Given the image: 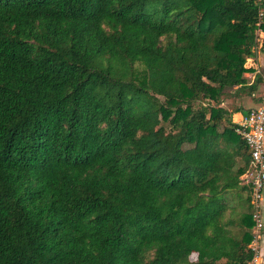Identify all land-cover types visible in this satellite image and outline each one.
<instances>
[{"label": "trees", "instance_id": "16d2710c", "mask_svg": "<svg viewBox=\"0 0 264 264\" xmlns=\"http://www.w3.org/2000/svg\"><path fill=\"white\" fill-rule=\"evenodd\" d=\"M259 29L264 0H0V264H250L222 103Z\"/></svg>", "mask_w": 264, "mask_h": 264}, {"label": "built area", "instance_id": "2783aa9c", "mask_svg": "<svg viewBox=\"0 0 264 264\" xmlns=\"http://www.w3.org/2000/svg\"><path fill=\"white\" fill-rule=\"evenodd\" d=\"M235 133L244 141L249 154V164L240 176V183L250 187L249 203L252 207L251 218L253 220V239L250 247L255 250L253 242L259 230L262 229L260 211L264 190V98L236 122Z\"/></svg>", "mask_w": 264, "mask_h": 264}, {"label": "crops", "instance_id": "0c3cea01", "mask_svg": "<svg viewBox=\"0 0 264 264\" xmlns=\"http://www.w3.org/2000/svg\"><path fill=\"white\" fill-rule=\"evenodd\" d=\"M257 36L260 38L262 35L264 36V31L258 30ZM262 39V38H261ZM261 51H257V54L255 53V56L253 58V63L260 69L264 67V48L260 49ZM257 98L250 99L252 100L250 104L246 107H240L241 109L238 112L231 114V120L233 122H238L243 114H245L250 108H253L258 105V103L264 98V77L262 79V82L257 86V89L255 93L253 94ZM261 220H262V229L259 230L257 238H255L253 245H254V255L253 258L250 261V264H264V190L261 198Z\"/></svg>", "mask_w": 264, "mask_h": 264}, {"label": "rangeland", "instance_id": "374dc122", "mask_svg": "<svg viewBox=\"0 0 264 264\" xmlns=\"http://www.w3.org/2000/svg\"><path fill=\"white\" fill-rule=\"evenodd\" d=\"M258 31H256V34ZM262 38V39H261ZM262 40H264V36L262 35V37L260 36V38L257 36L256 42L257 45L255 47V53L257 54V51H261L260 49L262 48ZM253 58L254 57H250V58H246L245 59V63H244V67L245 68H249V71L244 73L245 78L250 82L252 81V79L254 78V74L256 73H260L262 69L258 68L254 63H253ZM255 93V92H254ZM253 93V94H254ZM250 97L252 99H256L257 97L255 95H246L244 93H238L237 96L234 97H226L222 103V105L228 109H233L237 106L240 107H246L250 104V102L252 101L250 99ZM253 230V228H252ZM261 232V231H260ZM259 232V234H260ZM251 244V243H250ZM250 246V245H249ZM190 259H194V256L191 255Z\"/></svg>", "mask_w": 264, "mask_h": 264}]
</instances>
